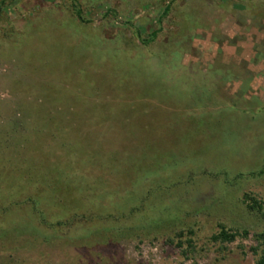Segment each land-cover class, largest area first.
I'll use <instances>...</instances> for the list:
<instances>
[{
	"label": "rangeland",
	"instance_id": "374dc122",
	"mask_svg": "<svg viewBox=\"0 0 264 264\" xmlns=\"http://www.w3.org/2000/svg\"><path fill=\"white\" fill-rule=\"evenodd\" d=\"M263 231L264 0H0V264H257Z\"/></svg>",
	"mask_w": 264,
	"mask_h": 264
},
{
	"label": "trees",
	"instance_id": "16d2710c",
	"mask_svg": "<svg viewBox=\"0 0 264 264\" xmlns=\"http://www.w3.org/2000/svg\"><path fill=\"white\" fill-rule=\"evenodd\" d=\"M169 11V6H166L163 10V16L166 15ZM108 13H111V11H107ZM76 16L83 20L81 17V13L79 10L75 11ZM151 39L154 38L156 35V32H153ZM219 231L215 234L212 235V240L216 242H232L236 239V237L239 235L238 232L232 231L227 229L225 226L220 225L219 226ZM247 232H244V235H246ZM256 237L261 241L260 246L258 248H253V251L258 255V261L257 264H264V231L256 234Z\"/></svg>",
	"mask_w": 264,
	"mask_h": 264
}]
</instances>
